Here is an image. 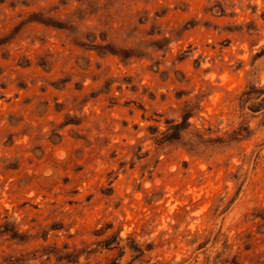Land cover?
Segmentation results:
<instances>
[{
	"label": "rangeland",
	"instance_id": "rangeland-1",
	"mask_svg": "<svg viewBox=\"0 0 264 264\" xmlns=\"http://www.w3.org/2000/svg\"><path fill=\"white\" fill-rule=\"evenodd\" d=\"M249 86L264 0H0V264H264Z\"/></svg>",
	"mask_w": 264,
	"mask_h": 264
},
{
	"label": "trees",
	"instance_id": "trees-1",
	"mask_svg": "<svg viewBox=\"0 0 264 264\" xmlns=\"http://www.w3.org/2000/svg\"><path fill=\"white\" fill-rule=\"evenodd\" d=\"M250 100H256V104H250L248 110L252 113L261 112L264 111V87L255 88L254 86H249L247 90L242 93L239 103L240 106H244ZM189 116H184L181 123L173 125L170 129L173 131V135L176 137L178 136V131L185 128L186 126H189L188 124ZM174 136H171L172 138H175ZM110 264H119L116 261L111 262Z\"/></svg>",
	"mask_w": 264,
	"mask_h": 264
}]
</instances>
